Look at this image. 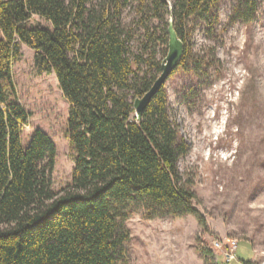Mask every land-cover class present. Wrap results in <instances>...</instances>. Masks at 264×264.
Listing matches in <instances>:
<instances>
[{
    "label": "trees",
    "instance_id": "1",
    "mask_svg": "<svg viewBox=\"0 0 264 264\" xmlns=\"http://www.w3.org/2000/svg\"><path fill=\"white\" fill-rule=\"evenodd\" d=\"M133 1L162 21L173 15L185 48L179 67L200 74L209 65L193 53L188 23L212 30L220 0H0V264H129L127 220L135 214L193 215L206 227L179 169L188 144L165 86L136 117L134 99L162 68L155 51L145 60L149 69L131 56L121 15ZM258 2L237 0L233 20L253 21ZM23 44L34 51L37 72L56 75L70 103L74 167L61 193L51 188L56 143L37 129L24 147L30 115L10 98ZM203 252L212 257L205 264H216L211 250Z\"/></svg>",
    "mask_w": 264,
    "mask_h": 264
},
{
    "label": "rangeland",
    "instance_id": "2",
    "mask_svg": "<svg viewBox=\"0 0 264 264\" xmlns=\"http://www.w3.org/2000/svg\"><path fill=\"white\" fill-rule=\"evenodd\" d=\"M236 2L220 0L212 30L200 21L188 23L192 51L209 65L200 74L179 67L164 85L171 117L188 144L179 169L207 225L193 215L149 220L135 214L127 220L129 264H205L212 258L204 255L205 249L215 252L218 264L264 258V0H259L251 22L233 20ZM137 4H127L121 20L132 34V58L142 57V68L149 69L145 60L152 52L161 63L168 52L169 33L165 41L164 29L169 15L162 21ZM9 93L30 115L23 127L24 147L37 129L56 143L50 178L52 190L61 193L74 167L70 103L54 73L37 72L34 51L25 44L13 65ZM225 237L238 240L233 263L214 249L213 240Z\"/></svg>",
    "mask_w": 264,
    "mask_h": 264
},
{
    "label": "water",
    "instance_id": "3",
    "mask_svg": "<svg viewBox=\"0 0 264 264\" xmlns=\"http://www.w3.org/2000/svg\"><path fill=\"white\" fill-rule=\"evenodd\" d=\"M168 52L161 63L162 71L156 78L151 88L141 97L134 99V108L138 120L143 118V113L154 95L165 85L168 78L179 67L184 55V42L175 29L174 17L171 14L168 20Z\"/></svg>",
    "mask_w": 264,
    "mask_h": 264
},
{
    "label": "built area",
    "instance_id": "4",
    "mask_svg": "<svg viewBox=\"0 0 264 264\" xmlns=\"http://www.w3.org/2000/svg\"><path fill=\"white\" fill-rule=\"evenodd\" d=\"M214 249L216 251L221 252V256L223 257L226 263H231L235 261L237 257V249H238V240L235 238L225 237L218 238L213 240ZM214 259L216 264L218 263V257L214 252ZM259 264H264V258L259 262Z\"/></svg>",
    "mask_w": 264,
    "mask_h": 264
},
{
    "label": "crops",
    "instance_id": "5",
    "mask_svg": "<svg viewBox=\"0 0 264 264\" xmlns=\"http://www.w3.org/2000/svg\"><path fill=\"white\" fill-rule=\"evenodd\" d=\"M238 250V249H237ZM255 250V249H254ZM262 259L258 258V256L256 255V257L254 256L253 259L249 260V264H259V262L261 261ZM234 262V261H233ZM232 262V263H233ZM218 264V263H217Z\"/></svg>",
    "mask_w": 264,
    "mask_h": 264
}]
</instances>
